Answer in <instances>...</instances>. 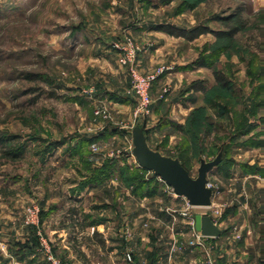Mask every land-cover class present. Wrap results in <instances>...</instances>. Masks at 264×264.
<instances>
[{"label": "rangeland", "instance_id": "374dc122", "mask_svg": "<svg viewBox=\"0 0 264 264\" xmlns=\"http://www.w3.org/2000/svg\"><path fill=\"white\" fill-rule=\"evenodd\" d=\"M235 15H240L246 28L233 39L217 38L215 32L236 25L231 20ZM159 25L186 30L201 26L212 33L192 42L172 36L149 71L142 70L138 59L140 71L158 75L145 121L148 144L165 156L178 158L193 178L201 158L212 161L222 152L223 162L209 175V182L212 186L219 178L226 182L227 175L218 173L224 167L261 156L260 151L247 154L246 148L264 139V0H0V226L14 238L36 231L40 249L45 250L42 262L58 261L50 240L55 245L59 238L44 233L45 200L56 209L45 229L66 224L70 241L83 231V243H74L78 248L86 244L92 228L85 221L83 230L79 216L72 213L79 210L83 220L89 215H110L111 224L97 223L102 231L107 226L110 229V243L103 234L96 238L103 253L126 245V236L118 231L120 215L141 214L132 228L148 236L141 248L145 261L152 235H163L166 248L174 228H168L165 217L157 223L149 215L166 214L173 225L184 223L192 231L196 215H217L214 205L186 211V206L169 203L178 196L138 166L131 156V137L119 129L126 126L131 131L140 121L133 118L129 71L120 64L112 44L129 36L140 53L159 55L158 39L147 31ZM140 27L146 29L145 42L137 38ZM216 73L224 76L227 87L216 81ZM109 93L126 98L132 112L127 115L111 109ZM101 105L110 110V121L95 118V108ZM104 135L109 137L89 146L84 156L75 153L74 147L86 137L99 140ZM13 137L17 140L12 141ZM100 149L108 151L105 164L116 160V167L127 169L129 182L118 169L108 177L128 191L116 190L111 184L82 194L73 192L93 177L92 157ZM7 151H20L22 158L9 160L4 156ZM119 153L121 158H117ZM132 181L134 186L148 181L151 195H146L145 206L121 202L120 193H134ZM156 195L163 204L153 202ZM35 208L39 209V224L28 225Z\"/></svg>", "mask_w": 264, "mask_h": 264}, {"label": "crops", "instance_id": "0c3cea01", "mask_svg": "<svg viewBox=\"0 0 264 264\" xmlns=\"http://www.w3.org/2000/svg\"><path fill=\"white\" fill-rule=\"evenodd\" d=\"M145 31L146 29L143 27H140L137 31V38L142 39L144 42L147 35L143 36L142 34H145ZM147 31H150L148 32V36L158 39L156 49L159 55L151 51L139 54V61L142 64L141 67L144 72L151 70L150 64L154 62V58L166 51L171 39H173L172 36L159 30L149 28ZM109 95L111 109L127 115L132 112V106L126 102V98L114 93H109ZM108 137V135H104L99 140L86 137V139L81 141V145L79 143V146L74 147L76 149L75 153L84 156L83 151L89 146ZM255 142V144L249 145L246 148V153L249 154L248 151H260L258 154H261V156H254L251 160L248 159V161L245 159V161H241L243 164L238 165L234 163L233 165L224 167L223 171L218 173L227 175L226 182L218 181L220 180L219 178L212 186L214 191L213 205L217 209V215H210L221 231L220 237H207L203 240V245H192L191 243L194 241L195 236L190 227H187L184 223L182 225H173V220L166 214L149 215L148 217L156 219L157 223L162 221V217H165L169 221L168 228H174L169 231L168 247L166 248L163 247L165 240H161L163 235L159 237L157 234V237L152 235L153 242L147 248L149 250L147 253L148 259L145 261L143 260L141 248H143V243L148 236L147 234L144 235L142 231L132 228L141 219V214L133 213L130 217L124 214L120 215L121 229L118 231L120 236H126L124 239L126 245L121 248H106L107 250L103 253L102 248L98 246L96 238L103 234L106 243H110L111 241L108 238L110 233L108 230L110 229L107 226L108 230L104 229L102 231V227L97 223L111 224L113 221L112 217L110 215L106 217L89 215L87 216L89 217L88 220L86 218L83 220V215L77 210L72 214L76 212V215L79 216L82 221V229L84 230L85 221H90V225L88 226L92 228L91 233L86 235L88 242L85 241L84 243L86 244L78 248L74 243L76 240H78L77 244L83 243L81 241L83 231L79 232L80 235L77 238H73L70 241L66 231L68 225L66 224L54 229H45L46 223L53 219L56 211L54 207H51L49 201L45 200L42 202L44 233L47 237L52 238L55 235L59 238L55 245L50 240L52 254L58 259L60 264H149L150 262H153V264H264V162L260 159H264V139ZM107 152L105 149H100V153L92 157L91 170L93 174L97 168L102 169L105 166L106 159H108ZM119 154L121 155V153ZM121 157L122 155L117 156V158ZM91 170H88V173ZM89 180V178L83 180L73 192L82 194L85 190L100 189L101 187L112 186L111 184H114L112 179L106 176L101 177L96 183H87ZM121 184V182H118V186L115 184L113 186L116 190L128 191ZM127 195L131 198L127 197ZM157 196L153 202L163 204L162 197ZM120 198L122 199V203L129 200L137 207L145 206V202L148 200L146 196H140L135 193L130 194L128 192L125 196H121L120 193ZM120 198H118V202ZM182 198H171L169 199V203L171 202L173 205L179 204L183 208L186 206V199ZM158 208L161 211L163 206L160 205ZM109 209L112 210L111 207ZM74 217H76L75 214ZM6 231L0 226V264H52L48 260L45 262L41 261V253H45V251L40 249V247H34V233L32 231L29 230L30 233L29 231L23 232V236L19 238L12 237V233L8 232V230ZM128 253L132 257L131 262L127 259ZM112 259H117V261L113 262Z\"/></svg>", "mask_w": 264, "mask_h": 264}, {"label": "water", "instance_id": "95a60500", "mask_svg": "<svg viewBox=\"0 0 264 264\" xmlns=\"http://www.w3.org/2000/svg\"><path fill=\"white\" fill-rule=\"evenodd\" d=\"M145 121L125 133L132 139L131 155L138 166L161 179L173 192L186 199L195 208L209 209L213 205L214 191L209 187V175L223 162L219 152L212 161L200 159L197 177L193 178L178 158L163 155L148 144ZM195 230L208 238H218L221 231L209 213H200L194 218ZM149 264H153L150 262Z\"/></svg>", "mask_w": 264, "mask_h": 264}, {"label": "built area", "instance_id": "2783aa9c", "mask_svg": "<svg viewBox=\"0 0 264 264\" xmlns=\"http://www.w3.org/2000/svg\"><path fill=\"white\" fill-rule=\"evenodd\" d=\"M114 51L118 56V60L122 66H125L130 74V94L135 100V107L133 110V118L135 121H146V118L151 113L152 107V88L156 81L158 75L143 73L139 69L138 59L141 49L135 44L131 37L126 36L120 41L112 44ZM91 93V92H90ZM95 118L98 121L106 122L112 119V114L106 106H98L94 111ZM95 119V121H96ZM120 130L127 131L126 126L119 128ZM209 187L212 188L209 182ZM173 192V190L171 189ZM173 195L177 196L174 192ZM179 197V196H178ZM195 207L191 206L186 200V211H191ZM30 216L27 220L28 225H38L39 224V209L35 208L30 211ZM194 218H192L193 233L195 236L192 245H203V240L207 237L203 236L201 233L195 230ZM45 243V242H44ZM46 249V248H45ZM45 251V250H44ZM47 251V250H46ZM50 260L53 261V256L49 253ZM129 262L132 261L131 255H127ZM54 264H59L58 261H53Z\"/></svg>", "mask_w": 264, "mask_h": 264}, {"label": "trees", "instance_id": "16d2710c", "mask_svg": "<svg viewBox=\"0 0 264 264\" xmlns=\"http://www.w3.org/2000/svg\"><path fill=\"white\" fill-rule=\"evenodd\" d=\"M170 1H174V0H170ZM231 20H233L234 24L232 27H230V29L228 31H219V32H215L214 34L217 36V38H227V39H233L238 33H240L242 30H244L246 28V23L241 19L240 15H235ZM156 30L159 31H163L167 34H169L170 36L173 37H178V38H184L189 42L195 41L197 39H199L201 36L212 33V31L209 28L206 27H195L192 28L190 30H186V29H181V28H177L171 25H159ZM215 78L216 81L223 87H227L228 83H226V79L224 78V76L222 74H215ZM17 140V138L13 137L12 141ZM55 146V145H54ZM23 152V151H22ZM4 156L9 158V160H13V161H17L19 159L22 158V153L16 152V151H7L4 153ZM116 160L110 161V163L105 164V166L102 169H98L97 171H95L93 177L90 178V180L87 183H96L99 181V179L103 176H110L112 173H114L117 169L119 170L118 172L120 173V176H124L126 182L129 180L127 178V169L125 168H119L116 167L115 165L117 164L115 162ZM143 170V169H142ZM146 171V170H143ZM147 172V171H146ZM126 175V176H125ZM154 180H156V178H152ZM130 180H134L133 178H130ZM86 183V184H87ZM134 181H132V183L130 184L131 186L134 187V193L138 194L140 196H148V192H147V187H148V181H143V183H140V185H135L134 186ZM150 183V181H149ZM151 195V194H149ZM42 221H43V215H42ZM34 230H36V228H32ZM34 235H33V245L34 247L39 248L40 247V241L39 238L36 235V231H33Z\"/></svg>", "mask_w": 264, "mask_h": 264}]
</instances>
